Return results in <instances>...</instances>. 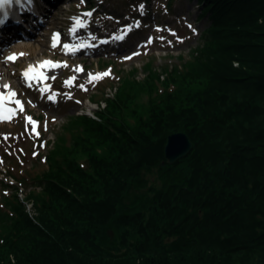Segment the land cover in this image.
I'll return each mask as SVG.
<instances>
[{"label":"trees","instance_id":"trees-1","mask_svg":"<svg viewBox=\"0 0 264 264\" xmlns=\"http://www.w3.org/2000/svg\"><path fill=\"white\" fill-rule=\"evenodd\" d=\"M198 1L209 24L189 61L165 78L147 63L101 121L67 120L34 218L6 201L0 264H264V0ZM176 133L193 148L171 165ZM155 167L160 190L143 178Z\"/></svg>","mask_w":264,"mask_h":264},{"label":"rangeland","instance_id":"rangeland-1","mask_svg":"<svg viewBox=\"0 0 264 264\" xmlns=\"http://www.w3.org/2000/svg\"><path fill=\"white\" fill-rule=\"evenodd\" d=\"M167 2L168 0H66L58 6L40 34L3 49L0 54V87L10 85V90L17 93L16 99L23 103L24 111L21 113L14 103L6 102V107L14 109L16 115L10 122H0L1 212L13 216L6 201L10 199L16 203L13 200L15 197L19 203H23L30 217L36 216L28 196L33 189L38 190L39 187L35 188L31 183L46 170L47 155L55 147L57 136L65 134L68 137V133L64 132V125L71 116H83L90 112L101 121L100 114L108 109V101L116 97L126 75L133 74L131 77L136 80L144 79L148 74L144 67L151 63L152 70L165 78L164 70L172 71L176 66L181 68L189 61L192 50L200 43L203 45L200 36L209 24V14L201 17L203 7L198 0H175L171 13L167 11ZM87 11H91L92 16H83ZM75 17L83 20L84 27H91V35L102 36L113 32L115 35H123L127 44L124 47L125 41L123 45L114 43L102 47L104 54L95 50L86 54L66 52L63 45L69 43L72 46L67 34L74 27ZM56 30L66 34L62 48L51 46V35ZM135 53L139 54L134 55ZM13 54L18 57L17 61H7V57ZM129 56L132 59L126 60L125 57ZM48 58L67 65L50 72V77H55L49 81L52 89L46 94L41 93L40 88L25 90L20 85L22 71L30 64ZM78 68L83 71H77ZM105 72H110V75L98 82L89 81V74ZM73 77L75 79L72 84L68 85L66 82ZM81 86L87 90H83ZM50 96L52 99H49ZM82 113L84 114L81 115ZM27 117L36 122V131L27 122ZM187 166V163H179L174 171L179 173ZM160 171L161 167H155L150 172L143 173L149 187L157 190L163 188L164 181ZM21 180L24 181L23 185L18 183L17 187L16 183ZM3 243L4 240L0 238V244ZM8 257L15 264L13 256Z\"/></svg>","mask_w":264,"mask_h":264},{"label":"snow or ice","instance_id":"snow-or-ice-1","mask_svg":"<svg viewBox=\"0 0 264 264\" xmlns=\"http://www.w3.org/2000/svg\"><path fill=\"white\" fill-rule=\"evenodd\" d=\"M12 2L13 0H0V9H3L6 5H11ZM81 2H83V0H81ZM140 8L142 10L143 5H141ZM83 16L90 17L92 16V12L90 11L85 12L83 13ZM6 19H7V14L5 13V20ZM4 22H5L4 20H0V24H3ZM73 23H74V27L70 29V31L73 33L76 31L75 26H79V27L85 26L83 20L80 17L73 18ZM59 40H60V34L54 33L52 37V45H51L52 48H56L59 46ZM105 42L106 41H101V43H105ZM149 43H151V41H149ZM63 47L66 52L70 50V46L68 44H64ZM138 54L139 53H135L134 55H138ZM20 55L22 56L23 53H21ZM17 58L18 57L15 54H13L7 57V61L15 62ZM125 59L130 60L132 59V57L131 56L125 57ZM61 66L67 67L66 64L61 65L59 62H54L51 60H44L42 62H39L36 65H29L28 68L23 71L22 77L28 83V86L31 87L32 82L34 81L37 83H40V82L46 81L47 79H55V77L45 76L43 70L45 69L52 70V69H55ZM77 71H83V69L78 68ZM109 75H110V72H105V73L97 74V75L89 74V81L98 82L103 77L109 76ZM74 79L75 78L73 77L72 80H69L66 83L68 85H71ZM81 87L83 89V86ZM3 88L7 91H6V94L5 92H0V122H4V121L10 122L12 117L16 115V112L14 109L6 107V102L14 103L21 113L24 111V106H23V103L19 99H16L17 93L15 91L10 90V85L4 84ZM48 90L50 91V88ZM83 90L86 91L87 89H83ZM68 98L70 99L71 97L69 96ZM49 99H52V97L50 96ZM77 103H79V101H77ZM26 119H27V122L32 125L33 131H36V122L32 120L31 117H27ZM36 134L39 135L38 132H36Z\"/></svg>","mask_w":264,"mask_h":264},{"label":"water","instance_id":"water-1","mask_svg":"<svg viewBox=\"0 0 264 264\" xmlns=\"http://www.w3.org/2000/svg\"><path fill=\"white\" fill-rule=\"evenodd\" d=\"M193 148V143L186 133H176L168 137L165 145V158L170 164L187 156Z\"/></svg>","mask_w":264,"mask_h":264},{"label":"bare ground","instance_id":"bare-ground-1","mask_svg":"<svg viewBox=\"0 0 264 264\" xmlns=\"http://www.w3.org/2000/svg\"><path fill=\"white\" fill-rule=\"evenodd\" d=\"M81 50H82V49H81ZM75 51H76V50H75ZM75 51H74V52H75ZM2 89L4 90V88L0 87V92H3Z\"/></svg>","mask_w":264,"mask_h":264}]
</instances>
